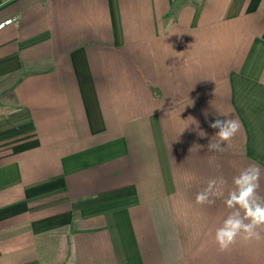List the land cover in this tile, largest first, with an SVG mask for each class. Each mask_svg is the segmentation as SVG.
<instances>
[{
  "label": "crops",
  "instance_id": "crops-1",
  "mask_svg": "<svg viewBox=\"0 0 264 264\" xmlns=\"http://www.w3.org/2000/svg\"><path fill=\"white\" fill-rule=\"evenodd\" d=\"M6 18L0 264H264V240L219 250L223 199L195 201L250 165L264 195V0H0Z\"/></svg>",
  "mask_w": 264,
  "mask_h": 264
},
{
  "label": "clouds",
  "instance_id": "clouds-1",
  "mask_svg": "<svg viewBox=\"0 0 264 264\" xmlns=\"http://www.w3.org/2000/svg\"><path fill=\"white\" fill-rule=\"evenodd\" d=\"M204 115L207 119L208 113ZM209 126L218 131L206 145L208 152H224L242 127L234 117L217 118ZM200 135L203 137L207 133L201 131ZM260 178L261 169L250 165L232 178V187L226 196L227 181L223 177L210 179L207 186L196 194L198 205H212L216 199H223L229 210L215 230L214 239L220 251L228 250L238 241L264 240V195L259 191Z\"/></svg>",
  "mask_w": 264,
  "mask_h": 264
},
{
  "label": "built area",
  "instance_id": "built-area-1",
  "mask_svg": "<svg viewBox=\"0 0 264 264\" xmlns=\"http://www.w3.org/2000/svg\"><path fill=\"white\" fill-rule=\"evenodd\" d=\"M13 21H14V18H6V19L0 21V30H2L5 26L13 23Z\"/></svg>",
  "mask_w": 264,
  "mask_h": 264
}]
</instances>
